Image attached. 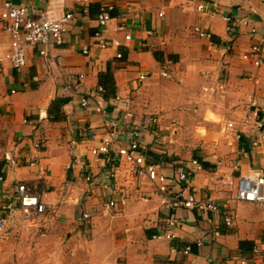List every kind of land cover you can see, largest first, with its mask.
<instances>
[{
  "label": "crops",
  "instance_id": "obj_1",
  "mask_svg": "<svg viewBox=\"0 0 264 264\" xmlns=\"http://www.w3.org/2000/svg\"><path fill=\"white\" fill-rule=\"evenodd\" d=\"M10 1L28 6L38 18L66 11L76 17L49 57L29 48L22 71L5 58L12 35L0 20V173L5 178L0 204L25 183L35 184L55 207L46 236L34 230L0 240V264H238L254 249L242 253L241 240L254 242L260 254L253 264H264V206L232 200L230 188L212 180L211 173L264 172V125L258 131L246 126L244 140L227 138L222 131L226 120L244 117L253 104L264 116V63L258 67L241 56L258 39L251 27L264 34V0H117L103 37L121 45L108 48L98 46L96 35L97 15L106 0L87 5L76 0ZM224 15L237 20L235 31L228 32ZM245 18L250 19L247 26ZM120 24L126 26L117 29ZM196 27L210 31L212 39L200 37ZM127 34L132 38L126 39ZM210 42L215 47L209 48ZM107 72L114 89L107 88L103 98L123 99L110 103V110H120L122 127L129 131L141 124L146 141L161 142L154 144L150 160H163L168 174H177L192 158L203 163L192 188L222 204L219 212L208 213L214 222L183 208L178 212L187 223L177 230L178 237L155 238L166 230L173 212L162 203L156 184L133 173L118 153L111 152L112 159L93 153L107 136L109 120L88 112L80 99L101 85ZM258 138L261 144L253 147ZM81 162L89 164L86 170ZM111 199L117 205L105 214L104 203ZM227 211L234 215L233 226L224 221ZM85 212L91 217L84 219ZM19 217L18 208L10 221L15 225ZM186 244L192 245L188 254L180 249Z\"/></svg>",
  "mask_w": 264,
  "mask_h": 264
},
{
  "label": "built area",
  "instance_id": "obj_2",
  "mask_svg": "<svg viewBox=\"0 0 264 264\" xmlns=\"http://www.w3.org/2000/svg\"><path fill=\"white\" fill-rule=\"evenodd\" d=\"M80 4L87 5L90 0H76ZM117 0H106L100 6L97 15L98 36L97 44L101 48H108L110 46H120L121 43L116 39H106L103 37L105 28L108 27L110 22L114 19L113 11L116 8ZM205 6L200 4L197 9L204 10ZM159 16L163 17L164 12L160 11ZM76 14L74 11H66L61 14H52L45 12L43 17H37L33 14L30 8L23 4H15L10 0H0V20L2 27L5 31L12 35L11 51L6 54V59L9 60L11 65L17 70L22 71L27 65V51L29 48H34L37 52L44 57H49L51 50L54 46L61 44L66 39V33L70 23L75 19ZM227 22L228 32H232L236 27V21L231 15H224ZM246 26L250 24V19L245 18L242 20ZM126 24H120L117 29H123ZM236 30V29H235ZM234 30V31H235ZM196 31L202 38L212 39V33L196 27ZM152 33L151 30L148 31ZM250 33L253 36H258V39L252 43L251 50L243 53L242 59L250 60L255 66H261L264 63V34L259 32L255 26L251 27ZM131 34L126 35V39H131ZM209 48L215 47V44L210 42ZM84 53H89L90 49L85 46ZM117 57H123L122 52L117 53ZM225 63H228L225 61ZM81 78L84 77L82 74ZM146 74H141L140 78L143 79ZM105 88L99 85L96 89L83 95L80 99V105L88 112H98L104 115L109 123L106 125L107 136L102 144L93 148L94 154H106L110 159L111 152L118 153L119 156L126 158L129 162L130 170L133 173L148 177L161 195L162 203L165 207L170 208L173 212L166 218V230L162 233L156 234L155 238H167L175 240L178 237L177 230L183 228L187 221L186 218L179 214L180 209L196 210L199 214L205 215L208 222H214L213 218L208 215L210 212H219L222 204L212 196H199L192 188L194 174L197 170H203V163L197 159L192 158L189 163L177 174H168L164 171V161L150 160L148 154L154 149V144H160V140L155 139L153 142L146 141L143 138L144 132L139 129L141 124H135L126 131L119 118L117 108L110 110V103L115 101L120 103L123 101L121 97L115 99H105L103 94ZM112 104V103H111ZM254 109L250 110L248 114L240 119H231L224 122L222 131L227 138L241 139L245 132V127H253L252 129L258 131L264 125V116L261 117V110L257 104H253ZM117 111V113L115 112ZM123 129L122 130L120 129ZM124 134L125 137L122 136ZM125 140L126 146L121 144L120 141ZM173 143V140L169 141ZM261 141L254 139L251 142L253 147H258ZM116 148V149H115ZM82 167L86 170L88 163L81 162ZM117 166V164H113ZM238 169V167H236ZM212 180L216 178L223 186L229 187L233 192L231 198L236 201L254 202L264 206V172L258 170H251L247 173L240 175L220 174V172L211 170ZM4 175L0 173V182L4 181ZM87 180L92 179L90 175L86 176ZM175 186L179 190H175ZM5 199L0 204V240L7 238H16L18 234L24 231L33 232L37 230L42 236H46V228L50 223V216L55 212V207L46 203L43 199V194L39 192L35 184L21 183L17 186L14 193L7 194ZM125 203V200H122ZM117 205L114 199L108 200L104 203V213L108 214ZM20 211L18 222L13 224L15 209ZM84 219L91 217V214L85 212ZM224 221L228 226H233L234 215L227 211L224 215ZM214 236H220L218 229L213 231ZM196 244L201 246L204 240L199 238ZM181 251L188 254L192 251V245L186 244ZM176 246L172 248L175 252ZM260 254L257 246L254 247L251 256H241L238 259V264H253L255 256ZM120 264V263H118ZM152 264H159L154 262ZM161 264V263H160ZM164 264H171L167 261Z\"/></svg>",
  "mask_w": 264,
  "mask_h": 264
},
{
  "label": "trees",
  "instance_id": "obj_3",
  "mask_svg": "<svg viewBox=\"0 0 264 264\" xmlns=\"http://www.w3.org/2000/svg\"><path fill=\"white\" fill-rule=\"evenodd\" d=\"M86 7V6H85ZM100 10V9H99ZM107 78V79H106ZM106 81V82H105ZM101 85L105 88V90L107 91V88L108 90L111 88L114 89L113 87V82H114V78L113 76L110 75V73H105V74H102V78H101ZM109 83V84H108ZM105 91V93H106ZM104 93V95H105ZM244 140V137L241 138V140ZM204 164L207 165L206 162H204ZM254 248V242L251 241V240H241L240 241V246H239V249L242 253H248L250 252L252 249Z\"/></svg>",
  "mask_w": 264,
  "mask_h": 264
}]
</instances>
